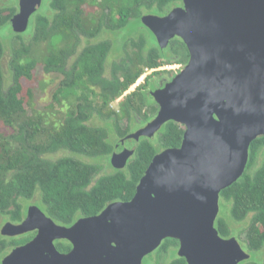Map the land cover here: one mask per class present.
I'll use <instances>...</instances> for the list:
<instances>
[{"label": "trees", "instance_id": "1", "mask_svg": "<svg viewBox=\"0 0 264 264\" xmlns=\"http://www.w3.org/2000/svg\"><path fill=\"white\" fill-rule=\"evenodd\" d=\"M180 5L182 0H49L46 11L32 16L30 34L15 33L9 85L2 65L7 47L0 39V215L7 221L21 222L26 215L22 201L32 200L37 193L42 211L60 225L70 227L80 218L99 215L112 203L132 200L156 154L181 146L185 127L170 121L157 139L142 137L126 166L112 173H103L101 164L77 157L110 156L115 149L110 132L121 140L137 125L151 121L159 108L150 94L153 74L124 97L118 111L110 105L137 83L145 69L176 63L175 58L186 50L185 44L176 39L165 52L154 37L151 42L142 35L127 42L135 49L133 57L129 62L124 59L115 63L110 79L104 72L112 43L102 41L77 52L80 35L121 31L132 21L141 22L144 14L165 15ZM17 12L15 4L0 9V30ZM25 35L30 38L27 40ZM73 54L78 57L68 70ZM165 57L174 59L165 61ZM39 64L45 73L65 76L45 110L35 106L33 90L25 84L32 82ZM94 116L104 120L106 126L90 125ZM61 150L72 155L47 157ZM263 151L264 136L252 142L243 176L220 194V201L229 205L233 221L250 218L244 241L249 254L264 248V158L258 164ZM215 226L223 238L235 236L225 218L218 217ZM28 240L2 236L0 226V264L10 250ZM56 246L63 253L72 248L67 241H58ZM178 248L179 241L168 238L148 256L153 264H186L178 256ZM240 264H264V259Z\"/></svg>", "mask_w": 264, "mask_h": 264}, {"label": "water", "instance_id": "2", "mask_svg": "<svg viewBox=\"0 0 264 264\" xmlns=\"http://www.w3.org/2000/svg\"><path fill=\"white\" fill-rule=\"evenodd\" d=\"M42 2L19 0L10 21L14 33L27 31ZM182 2L167 16L147 14L141 21L161 48L180 37L189 63L151 92L156 117L121 139L112 159L124 168L141 137L154 139L170 121L185 127L181 146L156 154L132 200L99 215L67 227L34 205L21 223L5 222L2 236L37 235L2 264H143L168 238L179 241L177 254L186 264L250 259L238 239L223 238L215 224L221 192L243 176L252 142L264 136V0ZM62 240L72 245L67 253L56 246Z\"/></svg>", "mask_w": 264, "mask_h": 264}, {"label": "rangeland", "instance_id": "3", "mask_svg": "<svg viewBox=\"0 0 264 264\" xmlns=\"http://www.w3.org/2000/svg\"><path fill=\"white\" fill-rule=\"evenodd\" d=\"M14 4L16 6H18L19 0H6V1L0 3V9L4 8V7L12 6ZM48 4H49V0H43L42 6H41L39 11L40 12L46 11L48 9ZM32 30H33V26L30 24L25 33L30 34L32 32ZM141 34L145 35L149 39V41H152L149 31L143 26L142 22L135 20V21H132L125 29L121 30L118 35H119L120 39L125 40V39H129L132 37L133 38L138 37ZM14 36H15V33L12 29L11 23L9 25H7L6 27H4L2 30H0V39L4 40V42L6 43V47H7V52L5 53V56H4L3 62H2L3 70H4V73L6 76V85H9L11 82V72H10L11 51H10V49L15 44L14 43L12 45V43L15 39ZM25 38L28 40L30 38V35H25ZM122 44H123L122 41H120L119 46L121 47ZM172 67L173 68H171V66H168V68H165L164 70H171V71L178 70V67L176 65H173ZM106 69H107L106 73L108 72V74H110L109 72L112 69L111 64H107ZM144 72L145 73H144L143 77L140 80H138L134 86H132L126 93H124L121 97H119L118 99H116L115 101H113L111 103L110 107L112 109L118 111L120 109V106H121L123 100H124V97L126 95L130 94L131 92L135 91L136 88L140 84H143L146 76H148L149 74H153L152 75L153 85L150 88V93L158 85L159 80L161 78L171 76V74H165V73H161V72L156 74V73H154L155 71H152L150 69H145ZM64 78H65V76L61 73H50V74L45 73L42 64L38 65V67L36 69V75L33 78L32 82L31 83L25 82L27 87L31 88L33 90L34 103L38 109L45 110L48 107V105L53 102V98H52L53 94L57 90L60 82ZM66 110H67V108L65 107L63 109V111H66ZM89 124L95 125V126H106L105 121L101 120L100 118H98L96 116L91 117ZM123 124H126V122H123ZM142 126H145V125H142V124L137 125L135 127L134 132H136V130H138ZM155 138H156V136H155ZM119 141L120 140H118L116 134H114L113 132L112 133L110 132V142L112 143V145L114 147L116 146L117 143H119ZM128 144H134V141L128 140L127 145ZM65 155H72V154L68 151L61 150V151H58L56 153L50 154L47 157L49 159H57V158H60L62 156H65ZM77 157L83 159L84 161L90 162V163L101 164L104 168L103 173H112L113 171L120 169L119 164L116 165L113 163V159H112L113 156L112 155L107 156V157L105 156V158H93V159L82 157V156L81 157L77 156ZM263 158H264V151L258 157V164L261 163ZM22 202H23V205L26 209V212H25L26 215H28V209L34 205L38 209L42 210L41 209L42 203H40L41 198H40L39 193H37L32 200H30V201L23 200ZM27 204H28V207H26ZM229 214H230L229 205L223 204V202L221 200L220 201V212H219L218 217H220V218L223 217L229 222L230 226L234 230V233H235L234 237H236L238 239L242 248L248 252L246 244L244 243V241L246 238V230H247L249 223H250V218H247L244 222H235L230 218ZM5 222H7L6 218L3 217L2 215H0V226H1V228L5 224ZM15 238H19V237H15ZM11 251L12 250H10L9 253ZM250 255H251V257H250L251 261L257 262V263L262 262L264 259V248L260 251L252 252V253H250ZM143 264H153V261H152V259H150L149 256H146L143 260Z\"/></svg>", "mask_w": 264, "mask_h": 264}, {"label": "flooded vegetation", "instance_id": "4", "mask_svg": "<svg viewBox=\"0 0 264 264\" xmlns=\"http://www.w3.org/2000/svg\"><path fill=\"white\" fill-rule=\"evenodd\" d=\"M183 6V2H182V5H180V6H178V7H182ZM175 8H177V7H175ZM18 9H19V7H18ZM174 9V8H173ZM172 9V10H173ZM171 10V11H172ZM170 11V12H171ZM169 12V13H170ZM168 13V14H169ZM147 14H151V13H147ZM147 14H144V15H147ZM168 14H165V15H159V16H161V17H164V16H167ZM143 15V16H144ZM153 15H157V14H153ZM142 16V17H143ZM142 17H141V19H142ZM142 22V21H141ZM144 26V25H143ZM145 27V26H144ZM148 31H149V33H150V35H151V39H152V41H153V37L156 39V37L154 36V34L147 28V27H145ZM119 32L120 31H111V30H103V31H101L98 35H87V34H81L80 35V37H79V46H78V48H77V52H79L80 50H84L87 46H89V45H94V44H96V43H100V42H102V41H110L111 43H112V49H111V51H110V53H109V55H108V57H107V60H106V64H105V66L107 65V64H111V66H112V69H111V71L109 72L110 74H108V72L106 73V71H107V69L105 68V77H107V78H110V79H112L113 78V67H114V65H115V63H121L124 59H127L128 60V62L131 60V58L133 57V54H134V48H132L130 45H127V42H130L131 40H138V38L140 37V36H142L143 34H141L140 36H138V37H135V38H129V39H125V40H122V39H120V37H119ZM176 39H180L182 42H183V40L180 38V37H174L173 39H171L170 40V42H169V45L166 47V48H161L160 46H159V44H158V42H157V39H156V42H157V44H158V46L162 49V50H164L165 52H168L167 50L170 48V45H171V42L172 41H174V40H176ZM149 40V39H148ZM120 41H122V46L120 47L119 46V43H120ZM151 41V42H152ZM184 43V42H183ZM185 44V43H184ZM124 45H126V47H124ZM185 47H186V50L185 49H183L182 50V56L181 57H177V58H175V59H177L178 60V62H176V63H173V64H169V65H165V66H163V67H160L159 69H156V70H158L159 72H161V73H165V74H171V76H169V77H164V78H161L160 80H159V83H158V86L154 89V90H157V89H160V88H163L164 86H166V84L167 83H169L177 74H179L185 67H186V65L189 63V60H190V52H189V49H188V47H187V45L185 44ZM130 48V49H129ZM90 53H92V52H90ZM100 54V53H99ZM78 57V55L77 54H73L72 56H70V58H69V60H68V70H70L71 68H72V66H73V63H74V60H75V58H77ZM89 57V56H88ZM169 59H174L173 57H165V58H163V60H165V61H167V60H169ZM173 65H176L177 67H178V70H174V71H171V70H164L165 68H168V66H171V68H173L172 66ZM163 68V69H162ZM152 71H156V70H153V69H151ZM149 75H151V74H149ZM147 77V76H146ZM142 78V77H141ZM140 78V79H141ZM139 79V80H140ZM134 86V85H133ZM153 90V91H154ZM151 94V93H150ZM156 103V102H155ZM157 104V103H156ZM158 105V104H157ZM158 107H159V105H158ZM158 111H159V108H158ZM158 113V112H157ZM157 115V114H156ZM156 115L152 118V119H154L155 117H156ZM150 122V121H149ZM148 123V122H147ZM146 123V124H147ZM146 124H144V125H146ZM144 126H142L141 128H143ZM164 127V126H163ZM162 127V128H163ZM140 129V128H139ZM137 131V130H136ZM160 132V131H159ZM158 132V133H159ZM133 133V132H132ZM157 133V134H158ZM156 134V135H157ZM155 135V136H156ZM142 138V137H141ZM134 145L133 144H130V146H128V147H133ZM113 153H114V151H113ZM113 153H112V156H113ZM129 161V160H128ZM27 217V215H25V217H24V219ZM24 219L22 220V221H24ZM21 221V222H22ZM21 222H19V223H21ZM19 223H16V224H19ZM37 235V231H34V232H31V233H27V234H25V235H22V236H18V237H29V240H28V242L29 241H31L35 236ZM63 241V240H62ZM65 241V240H64ZM27 242V243H28ZM56 242H58V241H56ZM68 242V241H67ZM14 249V248H13ZM72 249V248H71Z\"/></svg>", "mask_w": 264, "mask_h": 264}, {"label": "built area", "instance_id": "5", "mask_svg": "<svg viewBox=\"0 0 264 264\" xmlns=\"http://www.w3.org/2000/svg\"><path fill=\"white\" fill-rule=\"evenodd\" d=\"M143 77V76H142Z\"/></svg>", "mask_w": 264, "mask_h": 264}]
</instances>
